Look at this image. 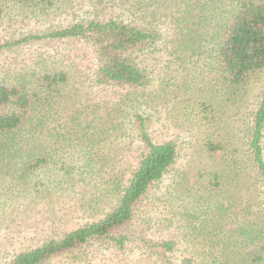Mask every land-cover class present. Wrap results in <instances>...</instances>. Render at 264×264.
<instances>
[{"label": "trees", "instance_id": "16d2710c", "mask_svg": "<svg viewBox=\"0 0 264 264\" xmlns=\"http://www.w3.org/2000/svg\"><path fill=\"white\" fill-rule=\"evenodd\" d=\"M73 1L8 0L7 5L15 7L20 15L37 20L44 17L51 21L58 13L73 9L74 3L86 8L78 15L70 13L64 24L5 38L0 42V51L38 42L43 45L80 42L87 47L92 52L94 66L86 87L92 83L124 89L126 93L117 104L132 103L127 124L138 141L135 164L128 167L125 176L121 173L117 176L114 169L121 172L123 163L114 153L115 149L105 151L103 146L96 147L105 138L117 143V138L127 129L124 118L111 123L100 120L97 114L82 117V121L74 117L79 107H87L83 97L88 95L72 92L77 84L84 83L82 78L74 77L72 61L67 57L58 63L59 59H52V55L40 56L34 61V69L17 72L11 80L1 79L0 178L4 180H0L3 186L0 221L12 219L3 208L21 191L23 196L32 197L29 190L39 196L55 189L60 192L58 196L68 199L66 190H74L75 185L56 180L48 172H51L50 165L55 164L48 153L55 150L59 140L69 143V147L62 150L56 161V176L61 175L60 171L69 174L76 169L87 173L80 180L89 186V195L80 199V203L75 202V207H84L90 212L95 209L91 202L98 198L115 201L98 219L15 252L5 264H44L92 243L105 244L116 251L135 244L140 253H147L158 264H264V236H261L264 224H255L246 218L248 212L237 216L236 207L240 203L233 208L235 204L229 201L232 196L229 190L244 191L259 199L264 196V88L256 97L249 122L240 129L242 135L234 134V140H229L221 123L225 119L222 110L225 104L245 95L251 77L264 72V0ZM4 5L5 1L0 0V18L4 8H8ZM108 5L122 7L120 10L126 12V17H121L119 12L107 14L104 7ZM159 24L173 30L174 38L166 43L169 63L177 66L186 63L185 67L192 64L191 78H199L204 83L207 95L199 99L194 109L187 111L186 107L182 115L184 131L196 141L190 146L194 154L190 165L174 176L177 178L174 186L179 187H176L177 197L182 204L173 210L174 215L169 214V220L165 219L167 229L172 232L167 231L174 234L154 240L132 230L137 216L135 209L142 205L152 186L172 169L181 153L175 138L155 141L150 132L153 119L147 108L153 100L146 99L144 89L151 79L141 64L143 60L139 62V54L161 40ZM203 63L211 73L209 79L202 77L205 76L200 70ZM164 85L160 83L154 92L156 96L147 93V97L183 96L188 100L180 92L187 85L176 84L173 91L167 92ZM131 95L138 97L135 103ZM69 98L72 105L79 107H72ZM61 103L66 104L60 108ZM53 104L57 105L54 110ZM65 111L68 123L58 121L50 125L52 118L61 119ZM71 149L77 150L74 159ZM245 175L249 177L248 182L240 178ZM215 190L225 195L218 203L216 200L211 203V193ZM203 198L211 204L203 205ZM158 222L162 223V219Z\"/></svg>", "mask_w": 264, "mask_h": 264}, {"label": "rangeland", "instance_id": "374dc122", "mask_svg": "<svg viewBox=\"0 0 264 264\" xmlns=\"http://www.w3.org/2000/svg\"><path fill=\"white\" fill-rule=\"evenodd\" d=\"M4 1V6H6L8 0ZM7 6L8 8H4L5 13L3 17L0 18V42L5 38H15L45 29L49 25H55L57 23L64 24L66 20L69 19L70 13L78 15L83 13L86 8L84 5L74 3L73 9H66V11H63L61 14L56 13L57 15L55 18L50 21L45 20L44 17H40V20L32 17H23L15 7H10V5ZM120 9L123 10L122 7L108 5L104 7V12L110 15H116L117 12H119L121 17H126V12L124 11L123 13ZM163 12L166 13V10ZM148 19L151 20V23L154 21L151 18ZM155 23L154 21L153 24ZM157 29L161 33V40L156 46L149 48L146 52L143 50V52L139 54V62L143 60L141 64L148 70V76L151 79L150 83H148L147 87L144 89L146 99L153 100L149 108H147V112L153 119L150 132L155 141L175 138L181 146V153L172 169L165 174L159 182L152 186V189L146 193L147 195L143 199L142 205L137 206L135 209L137 216L132 230L134 229L133 231L136 234L142 233L146 239L154 240L170 237L174 234V232L169 234L172 230L167 229V224L165 222V219L169 220V214L174 215L173 210L179 209L178 205L182 204L180 201L181 199L177 197V193L179 192H177V189L179 187L174 186V182L177 180L174 176H176L175 174L179 170L187 168V166L190 165L194 157V154L190 150V146L196 141V139L187 136L186 131H184V119L182 115L184 111H186V107L187 111L194 109L198 106L199 99L207 95V87L204 83H202L199 78H191L190 71L192 70V64L189 63L188 66L185 67L186 63L185 66H177L176 64L173 65L174 63H169V55H166V51L168 50V47L166 48V43L168 39L174 38L172 28L165 24H159ZM38 43L22 44L12 50H1L0 80H11L12 75L17 72L26 71L28 68L34 69V61L40 58V56L42 57L45 55L46 57L47 55H52V59H59L58 63L63 61L64 57L70 59L75 71L74 77L82 78V83H84L83 86L82 84L81 86L77 84L78 87L73 88L72 92L75 90L77 92L82 91L83 94L88 95V97H83V100L86 101L85 103L88 104L87 107L83 108L76 104L72 105V99H68L72 107H79L74 113V117H78L82 121V117L90 118L92 115L97 114L100 120H108L110 122H119L124 118V126L127 127V129L124 135L117 138L118 144H113L110 142V138H105V140L96 147L103 146L105 151L109 148L115 149L113 151L117 157H120V163H123V165H121V172L116 169H114V172L117 176H119L120 173L125 176V174L128 173V167H132L135 164V157L138 152V141L134 133L130 130L131 126L127 124L128 111L132 103L120 101L119 104H117L121 96L125 95L126 90H120L119 88L108 85H93L92 83L89 87H86L91 69L94 66V61L92 52L82 43L69 42L51 45ZM65 61H67V59H65ZM170 65L172 69L169 67ZM187 68L189 70H187ZM205 69L206 66L203 63L200 70L205 76L202 77L209 79L211 73H208ZM194 73L195 72H193V74ZM161 82L166 83V86H163L164 92H167L168 89L173 91L176 84L187 85V88L180 92L184 93L188 100L185 101L183 96H178L175 99H158V97L149 99L147 93L156 96L154 92L159 88ZM170 83L171 85L169 86ZM263 88L264 72L257 73L251 77V80H249L246 86L244 91L246 96L243 95L242 97H238L236 101L229 102L223 107V118L225 119L221 123L224 124L225 127L223 130H227V138L229 140H234V134L236 136L242 135L240 129L242 130L249 122L251 112L256 107V97L258 98ZM176 91L179 92V90ZM164 92L162 94H165ZM131 98L134 99L133 103H135V100H138L136 95H131ZM121 102L123 103L122 107L120 110L116 111V106H120ZM65 104L66 103H61L60 108ZM56 106V104H53L52 110H54ZM66 112L67 111L63 112V117L61 119L55 120L52 118L51 121H53V123L50 125L58 121L68 123L66 122ZM204 127L207 128L206 126ZM208 127H210V124H208ZM119 139L120 142L118 141ZM67 147H69V143L59 140L58 143L55 144V150L49 151L48 155L50 157L52 156L55 164L51 162V172H48L51 173L52 177L56 180L61 179L65 184H74V190H66L69 194L68 199L58 196L60 192L53 189L46 191V193L42 192L39 196L33 195L32 190H29L28 192L32 197H28L29 195L27 197L23 196V192L21 191L13 200H9L8 206H6V208L4 207L3 210H6V215L12 219L6 220L7 222L0 221V264H5V261L11 258L15 252L37 246L46 238L57 237L65 231L98 219L109 209V204L115 202L114 198H107L104 200L95 198V200H97L91 202V205H94L95 209H91L90 212L83 209L84 207H75V202L80 203V199L83 197L87 198L89 195L87 192L89 186L85 185L83 180H80L81 177H86L87 174L82 170H69V174L60 171L61 175L59 177L56 176V171L54 170V168L57 169L56 161L59 155H62V150L65 151ZM71 152L74 159L77 150L71 149L70 153ZM108 155L111 156L113 153H108ZM73 161V163H76V160ZM227 161L230 160L227 159ZM64 166L67 167V164H64ZM76 171L81 176L78 175ZM70 173L72 174L70 175ZM105 176L107 175L105 174ZM240 178L248 182L249 177L245 175ZM41 179L44 181L45 177H41ZM0 180L4 179L0 178ZM124 181L125 178L123 179V182ZM54 186H57V183H55ZM1 188H3L2 181H0V189ZM229 193L232 195L229 201L235 204L233 208L240 203L236 207L238 212L237 216L248 212L246 218L251 219L255 224H264V196L259 199L254 197V194L246 195L244 191L239 190H229ZM211 194L213 196V198L210 199L211 203H214L215 200L218 203L225 195L217 190ZM36 196L37 198H35ZM205 202L206 199L204 200L203 198L201 203L205 205ZM211 203L206 202V205ZM249 210H251V213H249ZM160 218L162 219V223L158 222ZM261 236H264V233L261 234ZM130 245L131 246H128L123 251H116L108 245L92 243L83 249L76 250L67 255L54 257L44 264H158L153 257L146 256L147 253H140L135 244Z\"/></svg>", "mask_w": 264, "mask_h": 264}]
</instances>
